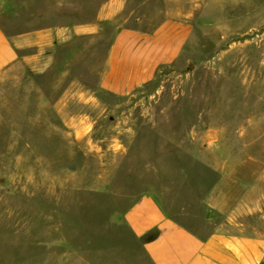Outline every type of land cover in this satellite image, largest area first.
<instances>
[{"label": "rangeland", "instance_id": "obj_1", "mask_svg": "<svg viewBox=\"0 0 264 264\" xmlns=\"http://www.w3.org/2000/svg\"><path fill=\"white\" fill-rule=\"evenodd\" d=\"M112 1L0 0L22 41L0 73V264H136L116 215L134 195L172 203L204 178L185 134H264V0H117L99 21ZM166 19L192 23L188 52L128 95L100 91L116 30ZM238 107L241 121L224 122Z\"/></svg>", "mask_w": 264, "mask_h": 264}, {"label": "crops", "instance_id": "obj_2", "mask_svg": "<svg viewBox=\"0 0 264 264\" xmlns=\"http://www.w3.org/2000/svg\"><path fill=\"white\" fill-rule=\"evenodd\" d=\"M121 5L112 1L99 21L111 19ZM33 37L40 43L45 35ZM193 39L194 26L183 19H166L152 31L117 29L98 89L125 96L150 84L161 68L188 52ZM18 46L22 41L0 24V73L19 62ZM240 113L238 107V115L235 109L223 121L240 122ZM205 120L198 114L196 121ZM179 145L197 160L204 178L190 175L172 203L153 191L134 195L116 215L138 243L136 264H264V134L208 130L185 134ZM57 263L70 264L65 257Z\"/></svg>", "mask_w": 264, "mask_h": 264}]
</instances>
